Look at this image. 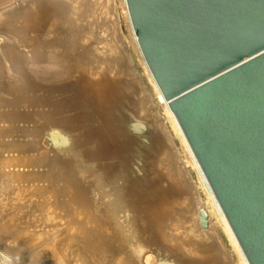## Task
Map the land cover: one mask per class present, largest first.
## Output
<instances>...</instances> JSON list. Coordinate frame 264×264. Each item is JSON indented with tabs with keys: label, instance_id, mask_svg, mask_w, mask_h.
Returning <instances> with one entry per match:
<instances>
[{
	"label": "bare ground",
	"instance_id": "obj_1",
	"mask_svg": "<svg viewBox=\"0 0 264 264\" xmlns=\"http://www.w3.org/2000/svg\"><path fill=\"white\" fill-rule=\"evenodd\" d=\"M17 6L10 13L0 14L1 34L13 33L17 39L33 36L35 40L30 41V50L21 43L17 45L20 56H14L12 48L7 53L10 62L31 64L25 70L19 67L10 73L3 71L8 64L1 60L4 54L0 55V94L11 97L0 100V155L4 156L0 169L9 174L14 171V179L32 186L35 195L21 202L24 194L8 181L5 183L0 173V203L15 214L14 220L0 219V228L12 227L14 221L21 229L14 241L36 245L39 236L35 224L43 219L66 227L58 241L65 240L67 246L50 244L34 256V264H46V259L52 257L64 264H231L214 226L217 221L226 226L247 264L142 58L136 37L143 68L148 70L158 99L166 105L182 135L206 190L207 202L197 195L189 174L181 173L174 152L159 161L168 142L162 132H153L152 127L140 122L141 113L136 107V98L142 100L147 94L141 92L136 74L124 64L125 55L113 50L110 40H100V17L93 15L89 3L27 0ZM11 44L16 47L15 41ZM71 78L74 81L68 83ZM42 91L46 93L44 102L29 100L30 94ZM41 105L48 106L45 115ZM44 121L60 133L62 144L50 154H34L31 159L21 152L28 147L27 142L16 141L10 133L17 128L15 125L36 127ZM39 132L35 128L36 136ZM27 149L33 151L34 147ZM19 167L30 168V175H20ZM200 209L208 214V230L200 226ZM3 234L0 237L5 238Z\"/></svg>",
	"mask_w": 264,
	"mask_h": 264
},
{
	"label": "water",
	"instance_id": "obj_2",
	"mask_svg": "<svg viewBox=\"0 0 264 264\" xmlns=\"http://www.w3.org/2000/svg\"><path fill=\"white\" fill-rule=\"evenodd\" d=\"M125 3L142 58L247 264H264V0ZM199 223L210 227L204 209Z\"/></svg>",
	"mask_w": 264,
	"mask_h": 264
},
{
	"label": "rangeland",
	"instance_id": "obj_3",
	"mask_svg": "<svg viewBox=\"0 0 264 264\" xmlns=\"http://www.w3.org/2000/svg\"><path fill=\"white\" fill-rule=\"evenodd\" d=\"M8 1H9L8 2L9 4H7V0L6 1L2 0V2H0V5H2L1 3H3V5L0 6V11H1L0 14L6 13V12L10 13L9 11H11L14 7L16 9L18 7L17 5L26 4V2H27V0L26 1L8 0ZM22 1H23V3H22ZM84 1H87L89 3L90 7L92 8L93 15L96 16L97 18L100 17L98 20V24H101V26L98 27L99 29L97 30V33L99 32V35H100V40H101V38H102V40L104 38H106L108 41L110 40L112 49L115 51L118 50L120 53L122 52L121 54H123V56L125 55L124 58L126 59L125 60L126 63H124V64L129 69H131V71H133L136 74L137 77L136 78L134 77V78L136 79L137 84H138V82L140 83L139 85L141 87V92L145 91L147 94L146 96L148 97V99H147V97L142 95L143 99L145 101L144 104L142 102L143 99L140 100L139 97L136 98V100H137L136 107L139 109V113H141V116L139 117L140 122L144 123L145 125L152 127L153 132H157V131L162 132L164 134L163 136H164L165 141L168 142L167 145L169 147L166 150H164V154H163V152H161L159 161L161 162L162 161L161 158L163 159L164 155H166L167 153L174 152L176 158L178 159V164H179L178 166L181 168V173L184 172L183 173L184 176L189 174L188 178L191 177L190 182L192 183V181H193L192 185H193V187L195 185L194 189H195V191H197L196 192V193H198L197 195L204 202H207L208 197L206 194V190H205L204 185L202 183V180L198 174V171L196 170L195 165H194V163H193V161H192V159L188 153V150L186 149V144H185L184 140L182 139V135L180 134L176 125L174 124L175 122H174L171 114L168 113L169 111L165 107L166 105L164 103H161V101L158 99L159 98V96L157 94L158 91L154 90L153 87H155V86L152 83V80L150 82V78L147 75V73L149 74L148 70L143 68L144 64L142 62V59L140 58L139 52H138L137 47H136V42L134 39L135 35H132L134 32L132 33V31H133L132 27L129 25L130 21H129V19H127L129 15H128V11H126L127 7L125 6L123 0H112L113 2L111 0L110 1L104 0V2H103V0H93V1L92 0H84ZM17 2H18V4H17ZM108 2L112 5L110 6ZM106 3L110 7L107 6ZM12 5H14V6H12ZM111 7H113V8L111 9ZM95 8H97V9H95ZM100 9H102V10H100ZM115 22H116V25H115ZM118 25L120 27V31H119ZM2 31L3 30L0 31V36H2V39H0V55L4 54V58H1V60L7 62V64H8L7 66L3 67L2 70L3 71L6 70V72L10 73L11 71H13L14 69L19 68V67L23 68L24 70L26 68H29L31 64H25L23 62L16 63L14 61L10 62L9 56L7 53L12 48L13 55L14 56H20L19 54L21 52V49H19V48L17 49V45L21 43L24 46L26 45V47L30 50L31 48H30L29 43L31 40L34 41L35 38L33 36H31V37H27V39H17L16 37H14L13 33H9L8 35L7 34H1V33H3ZM12 31H14V30H12ZM93 32L96 33V31L95 30L92 31V35L94 36L95 33H93ZM120 32L122 33V35L120 34ZM87 33H88V35L91 36V30H89ZM12 41L16 42V44H14V45H16V47H15L16 49L11 46V45H13V44H11ZM122 47H123V49H122ZM18 50H20V51H18ZM125 50L128 51V53L127 52L124 53ZM118 51H116V52H118ZM128 54L130 55V57H128ZM128 58H130L131 60L130 59L128 60ZM108 73H107V71L105 72V74H108ZM129 73H130V71H129ZM130 74L132 75V73H130ZM89 79L93 80L92 77H89ZM95 80H97V79H95ZM73 81H74V78H71L67 82L72 83ZM144 86H145V88H144ZM49 94L51 95V93L49 92L47 94L49 97L53 96V95L50 96ZM45 95H46V93L43 91L40 94L37 92L36 93L34 92V93L29 95V100H31L33 103H36L37 101H41V100H42V102H44ZM148 95L150 96L151 99L149 98ZM154 98H156V99L154 100ZM3 99L10 100L11 97H9L7 93L6 94L1 93L0 94V100H3ZM41 107L43 110L41 112L44 115L46 113V112H44L45 110H47L49 112V110L47 108L48 106L41 105ZM157 111H158V115L160 114L159 116L156 113ZM51 114H52V111H51ZM159 117H160V119H162L161 121H160ZM161 122H164V124ZM15 126L17 127L15 129L16 131L15 130H13L14 132L11 131L10 135L13 136L14 138H16L15 139L16 141H26L27 143H25V144L28 146L27 148H29V146L34 147V150L32 151V150H28L24 144H21L22 145L21 147H23V148L25 147V149L21 150V152H24V154H26V156H28L31 159L33 158L34 154H38V153L50 154L53 152V150L57 149L62 144L61 138H63V137L60 136V133H57L58 131H55V129H54L55 127H53L47 121H44L42 123L35 125L36 127H33L31 125H27V126L23 125L22 127L17 126V125H15ZM164 127H165V129H164ZM35 128H38V130H40L39 134H41V136L39 134H38V136H36L34 134ZM166 130H167V132H166ZM169 136H171V137H169ZM163 141L164 140H162L161 145L163 144ZM177 151H178V153H177ZM1 156L2 155H0V162L4 160L3 159L4 156L3 157H1ZM178 156H181V157L178 158ZM184 156H185V158H184ZM2 165H3V163H2ZM183 167H185L186 170ZM19 168H17L18 169L17 172L21 171V173H19L20 175H23L24 177H27L28 175H30V172H31L30 168H24L22 170H21V168L19 170ZM10 170H12V169L10 168ZM0 173H1V175H3L2 177L5 178V183H6V181H8L9 185L10 184L14 185V187L16 189L20 190L21 194H24V197L20 199L21 202L22 201L26 202L27 200L29 201L35 195V189L32 188V186H30V185L28 186L27 183L25 184L22 182H18L19 179H14V177H13L14 171L10 172V174H9L7 171H4V169H0ZM18 190H16V191H18ZM3 204L4 203H0V219L3 220L4 218L5 219L8 218L9 220H14L15 214L12 213V211H10V209L7 208V206H4ZM24 205L25 204H23V206ZM12 223H11L12 227L7 226V228H3V226H2V228L4 230H2L0 228V234L4 233L3 235L6 236L5 238H7V239L2 238L3 236L0 237V256L4 257V259L2 257L3 260L0 257V264H6L8 262V260H9V262H8L9 264H34L33 263L34 262V260H33L34 256L38 255L39 252L43 251L47 246H49L50 244H54L56 242L61 243L60 245H62V243H65V240L64 241L61 240L62 242L58 241V240H60L59 238H61V236L64 235V233L67 231L66 227L62 224H57V225L55 224L54 225L53 222L51 221V219H48V218L46 220L43 219V221L40 222L39 225L35 224V226H36L35 232L39 236V242L36 245H27L25 242H23L24 244H21V242H15L14 241L15 238L18 237V235L20 234V232H19L20 227H19V225L16 226L15 225L16 223H14V221ZM214 223H215L214 226H215V229L217 231V234H219L218 237L220 236L219 239H220L221 243L223 242L222 245H223L224 250L225 251L227 250L226 251L227 255L228 254L231 255V256L228 255L231 264H233V262H234V264H244L236 246L234 245V243H233V241H232V239H231V237H230V235L226 229V226L222 222L214 221ZM0 227H1V225H0ZM64 245L67 246V243H65ZM55 246H57V245H55ZM56 250H57V248H56ZM5 257L8 260H6ZM230 257H232V258H230ZM52 258H49V259L47 258L45 261V262H47L46 264H64L62 262V260L60 261L58 259H52Z\"/></svg>",
	"mask_w": 264,
	"mask_h": 264
}]
</instances>
